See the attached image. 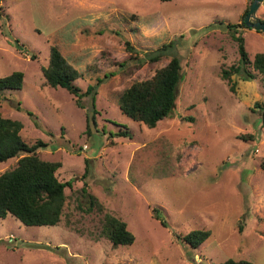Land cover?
Masks as SVG:
<instances>
[{
  "label": "rangeland",
  "instance_id": "obj_1",
  "mask_svg": "<svg viewBox=\"0 0 264 264\" xmlns=\"http://www.w3.org/2000/svg\"><path fill=\"white\" fill-rule=\"evenodd\" d=\"M250 2L0 0V77L24 74L21 88L0 93V113L22 122L26 143H46L39 156L60 161L57 178L71 181L59 224L0 217V264H264V126L254 107L264 102V71L250 80L233 74L235 92L220 77L239 61L226 23L239 22ZM257 15L264 18V6ZM238 31L250 59L264 52V32ZM126 40L142 60L129 59L137 54ZM51 45L82 72L74 81L81 91L102 78L89 129L91 96L78 107L67 89L43 86ZM162 45L166 53L148 62ZM172 56L181 63L172 114L154 128L123 114V90ZM126 128L131 136L117 135ZM16 160L0 162V173ZM104 212L126 222L132 244L113 247L99 235ZM196 228L211 234L195 248L173 235Z\"/></svg>",
  "mask_w": 264,
  "mask_h": 264
},
{
  "label": "trees",
  "instance_id": "obj_2",
  "mask_svg": "<svg viewBox=\"0 0 264 264\" xmlns=\"http://www.w3.org/2000/svg\"><path fill=\"white\" fill-rule=\"evenodd\" d=\"M169 1V0H160ZM250 3L245 8L242 18L237 23H226V28L232 38L237 42L239 61L229 68H221L220 77L226 81L231 92H235V81L232 75L237 74L243 80L255 78V71H264V52H257L252 59L249 58L244 46V37L239 28H246L244 16L248 12ZM261 20H263L261 18ZM222 23V21H220ZM18 41V40H17ZM127 51L136 52L137 49L125 41ZM166 53V45L147 57L148 62L159 60ZM129 59H138V54L130 55ZM147 62V63H148ZM125 62L118 63L122 68ZM110 65H115L113 62ZM118 68L117 70L121 69ZM44 83L43 86L62 87L73 94L78 107H83L81 98L91 96V115H86L87 129L91 121L95 124V94L96 86L102 81L98 77L95 84H89L85 91L74 84V81L82 76L77 68L70 64L57 45H51L48 63L41 67ZM114 72L108 71L103 77L112 76ZM24 74L15 70L10 74L0 77V93L6 89H19L23 84ZM181 80V63L177 56L170 57L168 63L157 69L153 76L146 79H135L131 85L123 90L119 97L120 111L134 121L144 123L149 128L169 117L175 107L177 88ZM264 88V83H263ZM261 115V124L264 126V102H255ZM192 119V118H190ZM23 124L20 120L5 117L0 113V162L10 158H16L15 166L5 169L0 173V217L11 214L21 223L29 226H53L59 224L65 204V187L71 185V181H60L56 176V170L61 166L60 161H50L41 158L37 149L46 146V143L38 141L33 144L26 143L20 135ZM89 131V130H88ZM119 136H131L128 129L119 130ZM252 138V135H247ZM264 168V158L261 162ZM90 206L97 203L96 198L89 194ZM100 207V205L98 204ZM158 207L152 208V215L158 219L161 225L167 226V222ZM211 234L209 229L196 228L185 234L173 232L175 238L185 242L191 247H198ZM99 235L106 237L113 247L118 245H130L135 236L127 228L126 222L108 212H104L101 221ZM44 264V263H37ZM213 264H254L246 259L228 258L222 262Z\"/></svg>",
  "mask_w": 264,
  "mask_h": 264
},
{
  "label": "water",
  "instance_id": "obj_3",
  "mask_svg": "<svg viewBox=\"0 0 264 264\" xmlns=\"http://www.w3.org/2000/svg\"><path fill=\"white\" fill-rule=\"evenodd\" d=\"M261 6H264V0H251L248 12L244 16V23L250 29L264 32V21L257 15Z\"/></svg>",
  "mask_w": 264,
  "mask_h": 264
},
{
  "label": "crops",
  "instance_id": "obj_4",
  "mask_svg": "<svg viewBox=\"0 0 264 264\" xmlns=\"http://www.w3.org/2000/svg\"><path fill=\"white\" fill-rule=\"evenodd\" d=\"M246 7H247V4H246ZM246 7H245V8H246ZM245 8H244V10H245ZM244 10H243V12H244ZM243 12H242V13H243Z\"/></svg>",
  "mask_w": 264,
  "mask_h": 264
},
{
  "label": "flooded vegetation",
  "instance_id": "obj_5",
  "mask_svg": "<svg viewBox=\"0 0 264 264\" xmlns=\"http://www.w3.org/2000/svg\"><path fill=\"white\" fill-rule=\"evenodd\" d=\"M263 21H264V18H263Z\"/></svg>",
  "mask_w": 264,
  "mask_h": 264
}]
</instances>
